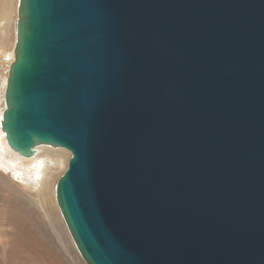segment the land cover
<instances>
[{
  "label": "water",
  "instance_id": "95a60500",
  "mask_svg": "<svg viewBox=\"0 0 264 264\" xmlns=\"http://www.w3.org/2000/svg\"><path fill=\"white\" fill-rule=\"evenodd\" d=\"M2 127L68 150L89 264H264V0H19Z\"/></svg>",
  "mask_w": 264,
  "mask_h": 264
},
{
  "label": "rangeland",
  "instance_id": "374dc122",
  "mask_svg": "<svg viewBox=\"0 0 264 264\" xmlns=\"http://www.w3.org/2000/svg\"><path fill=\"white\" fill-rule=\"evenodd\" d=\"M15 2V10L13 7L14 14H12V12L0 13V23L4 24L2 26L0 25V56H3V58H0V112H3L2 105L6 103L5 93L7 88V76L10 72L11 61L13 60L9 58L8 54L14 49L13 43L16 40L14 39V34L16 33L18 19V13H16V9L19 4V0H14V4ZM56 148L57 147L52 146L51 149L57 150ZM70 157V152L68 150H66V152L64 151L59 168L56 172L50 173V180L54 179L52 182L54 183V188L57 184V181L67 168ZM19 163L17 161V165ZM22 166L19 165V168L26 170V166H24L23 163ZM14 180L18 181L15 178ZM18 183L21 185V188L19 189L20 191L23 190L22 192L27 193L28 190L30 191L31 188L23 186L24 184H22L20 180ZM12 188L13 187L5 189L1 188L0 190V264H37L36 262L39 264H89L79 253L65 222H63V228L68 238L71 256L61 250L60 247L57 251L56 247L54 246L55 239L52 235L53 231L48 228L49 226L47 227L46 224L44 225L46 221L39 217L37 208L30 207V205L27 206L28 204H26L24 200H21L17 194H15L16 191L14 188ZM32 194L35 195L34 193ZM32 199L36 200L37 196H33ZM5 218H7L8 221ZM38 218L39 220H37ZM61 218L63 219L62 215ZM20 228L22 231L19 230ZM71 257H73L74 261Z\"/></svg>",
  "mask_w": 264,
  "mask_h": 264
},
{
  "label": "bare ground",
  "instance_id": "6f19581e",
  "mask_svg": "<svg viewBox=\"0 0 264 264\" xmlns=\"http://www.w3.org/2000/svg\"><path fill=\"white\" fill-rule=\"evenodd\" d=\"M14 5L16 7V2L14 4V0H0V13L12 12V14H14V10H15ZM18 6H17V9H18ZM13 7H14V10H13ZM17 9H16V13H18ZM0 25L2 26L4 24L0 23ZM16 37H17V34L15 33L14 39H16ZM15 41L13 43L14 48H15ZM8 55H9V58L13 59L14 49ZM0 58H3V56L1 55ZM11 64H12V61H11ZM2 106H3V112H0V190L1 188L5 189V188L13 187L14 190L16 191L15 194H17V196L21 200H24L26 204H28L27 206L30 205V207L37 208L38 210L37 212H39L38 213L39 217L42 218V220L46 221L44 225L46 224V226L47 227L49 226L48 228L51 229V231H53L52 235L54 236V239H55L54 246L56 247V250L58 251L60 247L61 250H63L69 256H71V250L69 247L68 238L63 228V224H64L63 222L65 221H64V218L63 219L61 218L62 214L57 204L56 185L54 188V183H52L54 179L50 180L51 178L50 173L57 171L62 161L64 151L66 152V150L61 147H57L56 148L57 150H53L51 149L52 145L38 143L32 149L31 154L29 155V158L20 157L18 155V152L13 150L8 145L6 133L2 127L3 113H4V110L6 109V103H4ZM17 161L18 163L20 162L18 165H17ZM22 163L24 166H26L25 167L26 170L19 168V165L22 166ZM14 178L18 181H15ZM19 180L22 184H24L23 186L25 187L27 186L28 188H31L30 191L28 190V193L22 192L23 191L22 189H21L22 191L19 190L21 188L20 183H18ZM32 193H34L35 195H33ZM33 196H37V199L36 200L32 199ZM5 219L7 220V218ZM37 220H39V218ZM39 222H42V221H39ZM59 224H60V227H59ZM19 230H21V228ZM71 258L74 261L73 257ZM36 263L39 264L38 262Z\"/></svg>",
  "mask_w": 264,
  "mask_h": 264
}]
</instances>
